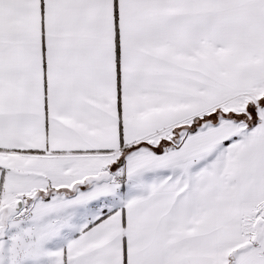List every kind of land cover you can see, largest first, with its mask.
Masks as SVG:
<instances>
[{
  "label": "snow or ice",
  "instance_id": "obj_1",
  "mask_svg": "<svg viewBox=\"0 0 264 264\" xmlns=\"http://www.w3.org/2000/svg\"><path fill=\"white\" fill-rule=\"evenodd\" d=\"M0 264H264V0H0Z\"/></svg>",
  "mask_w": 264,
  "mask_h": 264
}]
</instances>
